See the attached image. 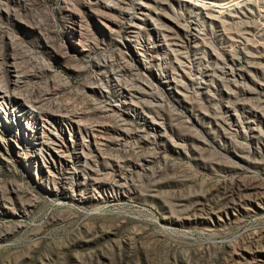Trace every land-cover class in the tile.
<instances>
[{
    "label": "rangeland",
    "instance_id": "1",
    "mask_svg": "<svg viewBox=\"0 0 264 264\" xmlns=\"http://www.w3.org/2000/svg\"><path fill=\"white\" fill-rule=\"evenodd\" d=\"M132 2L0 0V264H264V0Z\"/></svg>",
    "mask_w": 264,
    "mask_h": 264
},
{
    "label": "bare ground",
    "instance_id": "2",
    "mask_svg": "<svg viewBox=\"0 0 264 264\" xmlns=\"http://www.w3.org/2000/svg\"><path fill=\"white\" fill-rule=\"evenodd\" d=\"M151 4H143L142 2H136L133 0L130 14V28L133 31L141 29V27L147 26V24L155 22H160L164 27L166 26H177L179 28L183 27L182 22H188L194 32L198 29L207 28V30H214L215 28H221L224 30L226 25L231 23L246 25L244 23V18L248 16L255 17L256 8L258 7L261 0H148ZM183 1L192 2L191 7L193 10L186 9L189 15H192L193 20L189 21V18H183L182 13L177 11ZM258 4V5H257ZM197 12H195V10ZM153 10H156L155 12ZM143 13H146L143 16ZM149 13H154V17L149 18ZM179 14V15H178ZM262 16V13H260ZM252 18V17H251ZM134 19L140 21V23H135ZM250 24H248L249 26ZM263 30L264 34V23L259 24ZM158 29V28H157ZM183 33L187 30H182ZM170 31L167 30V33ZM138 33V32H137ZM160 35L159 32H155L159 42L166 43V39L171 35ZM135 36L136 34L133 33ZM204 35V34H202ZM186 40L188 42H200L202 44L206 43L207 38H203L201 33L198 31L196 34L186 35ZM167 46L166 44H164ZM168 47V46H167ZM185 74V73H184ZM3 98V97H2ZM1 99V96H0ZM2 102V101H1ZM116 106V105H115ZM32 109V108H30ZM32 112V111H30Z\"/></svg>",
    "mask_w": 264,
    "mask_h": 264
}]
</instances>
